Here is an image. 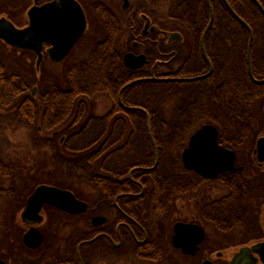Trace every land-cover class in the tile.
Wrapping results in <instances>:
<instances>
[{"label": "flooded vegetation", "instance_id": "1", "mask_svg": "<svg viewBox=\"0 0 264 264\" xmlns=\"http://www.w3.org/2000/svg\"><path fill=\"white\" fill-rule=\"evenodd\" d=\"M55 1L60 2L69 23L68 37L76 24L81 25L77 11L83 14L85 28L62 62L50 60L47 50L52 44H43L41 63L69 64L79 61L82 48L106 47L111 51L110 61H120L129 74L132 72L131 81H137L112 90L116 98L111 96L110 100L124 111H144L140 104L135 105L136 93L130 89L134 85L157 83L150 80L157 77L197 78L172 82L189 87L191 115L186 121L172 122L174 183L167 207L157 210L155 202L150 216L131 209L141 203L136 199L146 196V179L142 177L157 173V136L150 133L153 157L129 166L125 191L111 199L99 200L95 194L88 203L74 190L62 188L87 204L84 213L70 214L43 204L39 217L24 221L22 212L28 198L38 186L50 184L25 185L15 191L16 196L10 194L15 197L4 200L8 212L1 221L5 230L0 231V264H264V82L259 83L264 80V56H251L250 112L244 119H226L219 100L216 104L218 91L225 86L224 77L214 72L206 54L212 23L204 40L206 57L201 45L209 9L200 25L176 14L170 16L168 0H0V18L23 28L28 25L31 9ZM161 2L167 3L164 19ZM17 19L24 21L19 25ZM194 31H202L198 50L192 39ZM64 37L67 32L62 33ZM26 53L37 59L34 52ZM126 54L144 56L145 63L136 69L127 68ZM179 56L182 59L178 60ZM159 69L163 71L159 73ZM210 86L214 94L208 98L204 90ZM174 101L176 112V94ZM206 125L216 129L217 145L233 154V170L222 171L213 179L186 168L182 158L191 137ZM65 139L60 137V143ZM124 139L146 138L126 135Z\"/></svg>", "mask_w": 264, "mask_h": 264}, {"label": "trees", "instance_id": "2", "mask_svg": "<svg viewBox=\"0 0 264 264\" xmlns=\"http://www.w3.org/2000/svg\"><path fill=\"white\" fill-rule=\"evenodd\" d=\"M226 1L252 32L251 56H264V16L256 4L252 0ZM257 1L264 9V0ZM210 5L213 22L206 37V54L214 72H221L225 82L224 88L218 91L216 104L219 100L220 112L225 114L226 119H244L251 106L252 82L247 67L249 32L222 0H210ZM168 12L170 16L176 14L187 22L202 25L207 19L208 8L205 0H168ZM191 33L194 47L198 50L202 31ZM161 49L164 50V47ZM15 51L18 52L0 43V137H5L3 132L8 128L12 131L25 128L29 130L31 142L14 145L11 154L7 153L8 147L2 149L4 143L0 142V194L4 193L0 196V204L15 197L18 189L28 185L25 180L36 178L38 167L22 166L23 159L30 155L34 159H43L40 171L49 159L55 167L54 176L61 181L68 178L92 187L94 194L89 201L80 197L82 200L89 203L95 194L99 200L111 199L126 190L124 186L128 182L129 166L140 159L146 161L153 157L148 141L151 133L157 136V173L142 177V180L146 179V196L136 199L141 203L131 209H136L142 216H150L154 214L155 202L157 210L167 207L174 183L171 173L172 122L175 119H190L192 104L189 87L172 82L134 85L130 89L136 93L135 105L140 104L144 111H124L116 101L110 100L112 106L105 113L96 115L93 110L95 99H110L111 96L115 99L112 90L119 89L132 79V72L129 74L120 61H110L109 49L92 48L85 58L65 63L60 76L51 73L49 78L41 77L39 81L33 77L35 69L25 59L27 51H21L19 56L13 53ZM195 55L199 57L200 53ZM20 66L24 71L16 70ZM31 74L29 78L27 75ZM164 75L167 74L158 76ZM34 84L38 85V91L32 96L31 87ZM204 91L208 98L214 94L211 86ZM175 94L179 100L176 112ZM130 124L138 127L134 128L135 133ZM132 133L146 139L127 142L125 136ZM63 136L66 139L60 143ZM44 149L50 150V155ZM22 170L25 177H19ZM61 181L46 180L41 183L72 189L60 184ZM6 193H15V196L8 197Z\"/></svg>", "mask_w": 264, "mask_h": 264}, {"label": "water", "instance_id": "3", "mask_svg": "<svg viewBox=\"0 0 264 264\" xmlns=\"http://www.w3.org/2000/svg\"><path fill=\"white\" fill-rule=\"evenodd\" d=\"M222 1L232 15L244 25L249 32L247 44V67L250 77L253 78L251 75L252 32L245 22L233 12L227 1ZM252 1L264 16V9L261 4L257 0ZM206 4L209 9L210 18L201 38L202 50L205 57L204 40L213 18L209 0H206ZM77 15L81 18V25L79 26V24H76V29H74L73 34L70 37H68L70 30L69 23H66V16L62 13L60 2L55 1L51 4L31 9L28 13V25L23 28H16L5 18H0V41L9 47L34 52L37 56L35 69L38 72L42 61L43 44H52L47 50V53L49 59L53 62L59 63L66 58L85 28L84 17L81 10L77 11ZM64 32H67V37L62 38V33ZM144 63V56H133L132 54H126L124 56V64L127 68L136 69ZM208 74L205 75V77L208 76ZM196 79L197 78H154L150 80L164 83L175 81L188 82ZM136 82L137 81L130 82L122 87V89L131 86ZM263 82L264 80L259 83ZM35 91L36 88H33L31 94L34 95ZM182 158L186 168L195 169L206 179L216 178L222 171L229 169L233 170V154L217 145V131L211 125L203 126L191 137L189 147L183 152ZM43 204L50 205L70 214L84 213L87 209V204L77 200L71 192L57 187L40 185L27 200L26 206L22 212L23 220L32 221L36 217H39V211ZM31 231L33 230H30V232Z\"/></svg>", "mask_w": 264, "mask_h": 264}, {"label": "rangeland", "instance_id": "4", "mask_svg": "<svg viewBox=\"0 0 264 264\" xmlns=\"http://www.w3.org/2000/svg\"><path fill=\"white\" fill-rule=\"evenodd\" d=\"M161 6V14H163L162 17L163 19L166 17V12H167V3L165 4L164 2H161L160 4ZM17 23L19 25H21L22 21H24V19L21 21L19 19L16 20ZM24 23V22H23ZM14 51V50H13ZM18 51V50H17ZM84 51V52H83ZM19 52V53H18ZM18 52H13L15 54H17V56L21 55L22 52L18 51ZM89 49H81L78 51V53H82L80 57H78L77 59H83L88 55ZM10 56V54H9ZM16 58V57H15ZM25 59L27 60V63L33 67V69H35V63H36V58L34 55H32L31 53H27V55H25ZM75 59V60H77ZM20 61V60H19ZM74 62V60H71V63ZM64 65H57V64H51V63H42L40 65V71H38V73H36V71H33V77H36V80L41 79V77L47 78L48 76L50 77V74L52 73V75L55 76H60L63 73V67ZM16 68V67H15ZM16 70H23L24 68H21V66L18 68H16ZM160 71H163V69H159V73ZM32 77L31 75H27ZM48 77V78H49ZM39 81V80H38ZM33 88H36L35 91V95L36 92L38 91V85L34 84L31 87V90ZM112 106V102L110 101L109 98L107 97H98L95 99V103H94V112L96 115H101L103 113H105L110 107ZM137 123V122H136ZM130 126L132 127V129L134 130V128H138L137 126L130 124ZM130 129V128H129ZM131 129V130H132ZM139 131V130H138ZM4 138L0 137V142L4 143L2 149H5L6 147H8L7 149V153L11 154L12 153V149L14 145H22V144H26L27 142H31V139L29 137L30 133L29 130L25 129V128H20L18 130L12 131L11 128L6 129L4 132ZM135 133V130H134ZM133 136V133L130 134ZM31 150L32 152V148L29 147V151ZM22 153V150H19ZM44 151H48V155H50V150L44 149ZM3 156H5L3 154ZM20 159V158H18ZM24 161L22 162V166L27 168V167H38L40 169V167H42L41 163L43 161L42 158L40 157H36L35 159L32 158V156H26L25 159H23ZM45 162V161H44ZM39 169H37L38 171L36 172V178L31 179L30 181L25 180L26 183H28V185L30 184V186H34L36 185L35 182L36 181H46V180H52V181H61L60 178H57L56 176H54V172L55 167L53 165L52 161H46L43 165L42 171H40ZM24 170L20 171L19 177H25V173L23 172ZM53 171V172H51ZM57 175V174H56ZM64 186H70L75 193L80 196L82 199H85L87 201H89L91 195L94 194V190L92 187H90L88 184L86 185L84 182H80V181H73L70 180L68 178H66V180H62L61 183ZM3 189H8V187H3ZM21 189V188H20ZM5 196H10V194L6 193ZM4 196V197H5ZM7 197V198H8ZM4 204H0V231L5 230L3 224H1V221H3V215L5 212H8V207L6 206V203L3 202Z\"/></svg>", "mask_w": 264, "mask_h": 264}]
</instances>
